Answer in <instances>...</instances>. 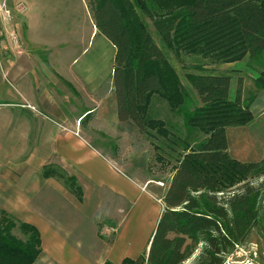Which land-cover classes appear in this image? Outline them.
<instances>
[{
    "label": "trees",
    "instance_id": "obj_1",
    "mask_svg": "<svg viewBox=\"0 0 264 264\" xmlns=\"http://www.w3.org/2000/svg\"><path fill=\"white\" fill-rule=\"evenodd\" d=\"M90 7L98 30L116 48L114 89L120 121H131L149 135L158 131L169 142L165 148L178 156L149 253L122 264H183L199 246L202 254L196 264H224L264 222V160L245 163L233 158L227 135L229 127L253 122L255 99L245 100L240 88L232 97L230 76L209 74L199 65V74L187 75L200 101L191 110L195 101L165 49L224 63L247 57L264 67V0H92ZM256 83L264 90V72ZM158 97L183 118L181 129L175 126L179 134L151 116ZM54 174L46 171L44 176ZM57 177L82 195L75 177ZM14 221L1 213L0 264H34L41 255L40 233ZM17 228L26 241L13 234Z\"/></svg>",
    "mask_w": 264,
    "mask_h": 264
},
{
    "label": "rangeland",
    "instance_id": "obj_2",
    "mask_svg": "<svg viewBox=\"0 0 264 264\" xmlns=\"http://www.w3.org/2000/svg\"><path fill=\"white\" fill-rule=\"evenodd\" d=\"M9 1L13 2V0ZM26 1H20L22 9L28 10L30 6L32 8L30 16L23 15L22 18V14L19 13L20 17L15 18L16 25H19V33H22L23 23L21 19L27 22V18H30L32 36L40 42V45L49 46V48L41 46L39 51L44 54L46 52L49 54L51 51L62 53L63 55L60 57L63 56V59H59L58 56H55V58L61 63V72L66 68L64 71L66 77L69 76L70 78V75L66 74V70L71 68L74 69V72L86 70L88 75L92 76L93 83L102 87V91L107 95L108 102L111 104V95L108 92L110 87L114 91L113 96L116 100L113 70L116 48H113L109 40L100 31L96 30L92 37L95 23L90 7V1L92 0ZM82 22H88L89 24V37L85 45L80 43L83 36L82 29H84V35L86 32V23L82 24L83 28L80 25ZM146 22L152 36L162 48V43L152 23L149 20H146ZM14 28L19 36L17 28ZM19 39L18 46L12 44L11 47L8 42H5L3 50L1 48L0 87H6V78L10 77L7 74L8 71L5 70L3 54L5 53V57H8L9 54L22 50L21 38ZM12 48L15 50H12ZM165 52L169 63L178 73L182 85L189 90L195 101L190 105L191 110L196 106H200V101L197 94L190 87L187 75L199 74L200 72L195 69L199 65L209 74L230 76L232 78V97L235 96L239 88L242 90L245 100L254 97L255 100L251 106L254 114L253 122L247 126L229 127L227 129L229 153L233 158L245 163L263 161L264 90L259 88L256 79L264 72V67L247 57L233 63H224L202 55L188 54L187 51L176 54L165 49ZM4 70L7 77L4 76ZM5 102L0 99V182L7 180L8 170H12L9 169L12 167L6 166V164L12 165L18 159L17 155H9L17 149L18 141L16 139L10 140L11 136L15 134L16 124L11 125L12 123L7 122V118H3V113L7 112V108L4 107ZM150 114L154 119L164 121L169 131L179 134L175 126H179L178 129H181L183 118L176 116V113L171 111L167 101L159 97L156 98L150 109ZM114 125L116 126L113 128ZM114 125H111L115 129V133L112 134H99L91 131L90 135L93 138L87 141L90 144V149L88 150V147H84V149L87 150V155H89L90 162L87 165L91 163L99 174L98 176L103 177L109 184L120 188L118 192L107 188L110 192L104 194L112 195L111 197L115 198L116 204L94 203L89 205L88 210L92 211L90 208L98 207L95 213H97L98 225L104 232V239L108 241L105 243L107 247L119 248L121 244H113L116 241L118 242L119 239L122 241L124 259L117 263L122 264L126 258H130L129 251L132 249L134 254L137 251V258L149 253L150 241L164 209L162 199L169 189L174 170L178 166V156L169 146L165 148L166 144L169 145V142L165 136L160 135L156 130L152 131L150 135L146 134L147 131L141 132L131 121ZM87 126V124L84 125V127ZM91 126L98 127L97 125H89L90 129ZM42 131L40 141H36L37 144L42 145L43 153H45V155L38 156L42 162L41 178H44L45 171H54L67 178L79 177L82 183L84 181L83 172H74L67 165L70 164V161L60 153L62 149L57 147L60 140H53L51 145L49 139H44L46 127L43 126ZM181 132L184 133L185 137L187 132L184 128ZM199 136V138H206L202 134H199ZM33 142V140L27 141V143H30V147L33 146ZM179 151H181V148H179ZM62 153H64L63 150ZM91 153H95V155ZM26 159H28V156ZM31 162H33V159H31ZM63 167L66 169H63ZM77 184L79 183L77 182ZM66 188L74 195L69 186ZM82 193L87 196L92 194L84 189ZM134 196L136 198L133 202ZM261 206L264 207V201H262ZM118 210H122L120 217L111 218L118 215ZM261 213L264 219V213ZM11 218L15 220L14 222L19 223L16 218L12 216ZM260 225L262 226H258L253 230L245 245L236 247L228 255L224 264H264V222L262 221ZM112 226L114 227L111 228ZM13 234L23 241L27 240L18 228L13 231ZM127 247H130L128 251H126ZM201 254L202 247L199 246L183 264H196ZM130 259L134 260L136 257Z\"/></svg>",
    "mask_w": 264,
    "mask_h": 264
},
{
    "label": "crops",
    "instance_id": "obj_3",
    "mask_svg": "<svg viewBox=\"0 0 264 264\" xmlns=\"http://www.w3.org/2000/svg\"><path fill=\"white\" fill-rule=\"evenodd\" d=\"M20 1L27 2L7 0V6L13 15L11 25L5 26L0 19L2 50L5 42L12 45L8 30L15 29L14 27L17 28L23 47L8 57L3 54L5 70L10 77H7L4 70L7 83L6 87H0V99L6 101L4 107L7 108V112L3 113V118H7L11 125L16 124L15 134L10 140L18 141L17 149L9 155H17L18 159L12 165L6 164L11 166L9 169L12 170H8L7 180L0 182V217L2 212H6L17 221L38 229L41 236V255L34 264H105L108 261L117 264L124 259L122 241L119 239L113 244H121L119 248L107 247L105 243L108 241L104 239V232L98 225L95 213L98 207L90 208L92 211L88 209L89 205L94 203L116 204L112 195L104 194L110 192L107 188L117 192L120 188L98 176L91 163L87 165L90 162L89 155L84 149V147L90 149L87 141L93 138L90 135L91 131L112 134L115 133L114 124H122L117 114L114 91L112 87L108 90L111 95L110 104L102 87L93 83L92 76H89L86 70L74 72L71 68L66 70L70 78L66 77L64 72L66 68L62 73L61 63L55 58L58 56L59 59H63V56L60 57L62 53L51 51L44 54L39 51L41 46L45 48L49 46L40 45L32 36L30 18H27V22L21 19L23 26L22 33H19V25H16L15 18L20 17L19 13L22 14V18L23 15L30 16L32 8L30 6L23 12L16 9L21 5ZM83 23H86V32L84 35L82 29L80 43L85 45L89 37V24L82 22L80 25ZM82 27L84 28L83 25ZM93 27L95 30L93 29L92 37L96 30L99 32L96 23ZM110 44L113 46L111 42ZM85 124L88 126L84 127ZM89 125H97L98 129L94 126L90 129ZM43 126L46 127L44 139H49L51 145L53 140H60L57 147L63 150L64 153L62 150L60 153L70 161L67 165L74 172H83L82 183L79 177L73 176L81 188L80 197L71 189L74 195L67 190V184L57 177L56 172L49 177L43 174L44 178H41L42 162L38 156L45 153L42 145L36 141H40ZM32 140L33 146L30 147L27 141ZM83 189L92 194L89 196L83 194ZM135 198L136 196L133 197V202ZM121 212L122 210H118V215L111 218L120 217ZM129 249L130 247H127L126 251ZM131 251L129 257L137 258V251L135 254L133 249Z\"/></svg>",
    "mask_w": 264,
    "mask_h": 264
},
{
    "label": "built area",
    "instance_id": "obj_4",
    "mask_svg": "<svg viewBox=\"0 0 264 264\" xmlns=\"http://www.w3.org/2000/svg\"><path fill=\"white\" fill-rule=\"evenodd\" d=\"M17 9L21 10L22 12L24 9H22V4L17 6ZM0 19L5 24V26L11 25V21L13 19L12 11L7 6V0H4L0 2ZM8 35L11 43L14 46L19 45V36L16 34V31L14 29L8 30ZM0 51H1V45H0Z\"/></svg>",
    "mask_w": 264,
    "mask_h": 264
},
{
    "label": "bare ground",
    "instance_id": "obj_5",
    "mask_svg": "<svg viewBox=\"0 0 264 264\" xmlns=\"http://www.w3.org/2000/svg\"><path fill=\"white\" fill-rule=\"evenodd\" d=\"M230 264H233V263H230Z\"/></svg>",
    "mask_w": 264,
    "mask_h": 264
}]
</instances>
